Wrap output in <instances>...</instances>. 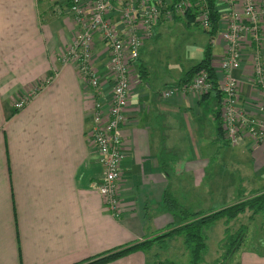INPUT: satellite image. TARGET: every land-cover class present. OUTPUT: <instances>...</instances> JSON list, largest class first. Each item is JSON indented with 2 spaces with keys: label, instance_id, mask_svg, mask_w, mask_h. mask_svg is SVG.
Returning <instances> with one entry per match:
<instances>
[{
  "label": "crops",
  "instance_id": "crops-1",
  "mask_svg": "<svg viewBox=\"0 0 264 264\" xmlns=\"http://www.w3.org/2000/svg\"><path fill=\"white\" fill-rule=\"evenodd\" d=\"M84 2L87 6L90 0ZM70 6L68 0H0V264H76L177 227V216L164 205L167 191L181 206L209 214L247 199L259 192L257 181L264 182V144L247 139L233 147L218 135L222 97L217 92L165 97L184 69L166 86L151 79L142 47L173 24L187 26L185 18L175 17L160 21L131 66L128 122L120 132L121 216L111 215L98 192L103 168L90 138L95 101L107 106L112 99L108 49L95 38L93 66L102 81L95 96L75 64L61 62L78 33ZM228 10L219 0L220 30ZM112 17L122 31L118 13ZM219 37L213 42L217 77L226 51ZM204 48H188L186 59L199 63ZM255 53L264 64V46H250L247 38L241 68L234 72L239 97L247 102L260 97L252 68ZM166 70L169 74L162 72L160 78L171 80L170 64ZM55 73L23 110H15L16 101ZM208 119L214 126L210 138ZM257 221L248 222L243 245L225 264H264V236L255 226L264 220ZM217 222L224 228L221 242L225 220ZM158 253L154 247L110 264H153ZM212 256L209 264H219V250Z\"/></svg>",
  "mask_w": 264,
  "mask_h": 264
},
{
  "label": "built area",
  "instance_id": "built-area-1",
  "mask_svg": "<svg viewBox=\"0 0 264 264\" xmlns=\"http://www.w3.org/2000/svg\"><path fill=\"white\" fill-rule=\"evenodd\" d=\"M192 1L181 0L175 10H170L168 7L171 0H156L151 4L146 0H130L123 7L116 8L118 19L124 27L120 31L115 19L112 15L108 18V15L115 8V3H125L122 0H90L88 7L83 0H71L70 10L78 33L61 56V62L64 65L75 64L81 79L94 91L95 96L102 89L101 77L93 66L96 36L108 49L113 75L112 99L107 106L98 98L95 101L90 138L98 150L103 168L98 192L106 210L115 218L121 216L119 188L124 151L120 132L128 122L131 66L138 60L143 44L153 38L154 29L160 21H173L177 15L185 16ZM223 1L228 4L229 10L226 25L219 29L217 35L226 44L224 58L218 66L220 76L217 86L210 74L202 71L190 83L171 87L164 96L173 97L181 93L202 95L218 87L222 97L220 116L227 142L233 147L243 144L247 139L256 144H264V64L261 55L255 53L252 58L254 85L259 90V99L243 101L239 97V82L234 76V72L242 65L246 39L250 46H264V0ZM201 3L202 0H198L197 4ZM198 21L204 30H210L206 9L200 10ZM55 77L56 73L39 84L32 94L16 101L15 110H23Z\"/></svg>",
  "mask_w": 264,
  "mask_h": 264
},
{
  "label": "trees",
  "instance_id": "trees-1",
  "mask_svg": "<svg viewBox=\"0 0 264 264\" xmlns=\"http://www.w3.org/2000/svg\"><path fill=\"white\" fill-rule=\"evenodd\" d=\"M149 4L154 3L156 0H146ZM181 0H171V5L168 7L170 10H175ZM198 0H193L191 7L185 12V19L187 26H200L198 18L200 16V10L206 9L208 12L210 30L205 32L210 36L209 43L205 46L203 51L202 60L185 71L182 80L178 85H186L190 83L196 75L202 71H206L210 74L211 79L217 86L218 77L216 71L213 68V40L218 35L221 23V15L218 11L219 0H202L201 5L197 4ZM71 4V0H68ZM214 91H218V87L214 88ZM219 115V116H218ZM217 115V133L219 136H223L222 121L220 113ZM165 208L171 212L174 216H177L179 222L175 228L162 232L152 238H149L143 242L137 244H131L116 248L101 255L88 258L76 264H110L119 259H122L132 253L142 251L150 252L155 246L162 248L167 244V241L176 237H182L183 246L188 253V264H201V261L207 251V235L205 230L210 229L217 221L225 220V236L220 242V249L222 255L220 257L219 264H225L229 258L243 245L247 232L248 225H240L237 231H232L230 224L237 220L241 215L250 213L249 221H253L258 215L264 214V191L257 192L252 197L242 199L240 202L226 207L225 209L209 214L194 213L191 209L183 207L179 204L178 200L173 197L169 191L164 196ZM153 264H177L173 260L167 259H155Z\"/></svg>",
  "mask_w": 264,
  "mask_h": 264
},
{
  "label": "rangeland",
  "instance_id": "rangeland-1",
  "mask_svg": "<svg viewBox=\"0 0 264 264\" xmlns=\"http://www.w3.org/2000/svg\"><path fill=\"white\" fill-rule=\"evenodd\" d=\"M122 1L125 3L124 4H120V3L114 4L115 8L108 15V18H111V15L113 13H118V11H116V8L118 9V8L123 7L126 4V2L130 0H122ZM177 18H185V16L177 15ZM73 19H74V16H73ZM96 37H99V36H96ZM218 37L219 36H216L215 39L217 40ZM209 41H210V36L205 32V30L202 27H197L195 25L188 27V26H185V24H183L182 22H180L177 24H173L167 29H165L161 38L158 39L157 41L153 40L149 42L148 45L145 44L142 47L141 59L149 67L153 69L151 71V79L155 80L156 82H159L162 80V83H163L162 86H166V83H165L166 81L172 84L173 82L177 81V78L175 76H179L182 73L183 69L184 71H187L192 66H194L196 63H198V61L193 60L190 62V60L188 61L186 59V52L188 48L205 47L209 43ZM215 51H218V48H216ZM168 64H170L171 68H173V71L170 73V75H172L171 80H165L164 78H160L162 76V72L168 73L166 70V67H168ZM210 105L211 103H207V106H210ZM205 124L206 126L210 128V132L206 133V135L208 134L210 138V133H212L211 130H214L213 129L214 126L211 125L209 119L207 121L205 120ZM227 151L229 150L227 149ZM257 185L259 189L258 191L263 192L264 182L258 180ZM252 188H253V185L251 187V190ZM255 193L256 192L249 193L248 197L249 198L252 197L251 195H254ZM236 202H239V201L236 200ZM248 216H249V213H246V214L241 215L237 220L233 221L231 230L237 231L240 225L242 224L248 225V222H249ZM261 218H263L264 220L263 214H260L256 217V220H258L257 223L260 222ZM255 226L256 227L259 226V229L257 230V232H259V235L264 236V222H263V226L261 223ZM223 229L224 228L222 227L221 223L216 222L210 229L205 230V234L207 235L208 248L201 261V264H209V258H212L213 257L212 255L215 254L217 250H219L220 255H222L219 243L224 234ZM220 230H222V232ZM261 231H263V233H261ZM155 248L159 252L157 256L158 259L173 260L177 264H188L189 262V256L183 246L182 237H176L174 239L167 241V244L163 246L162 248L158 246H155Z\"/></svg>",
  "mask_w": 264,
  "mask_h": 264
}]
</instances>
